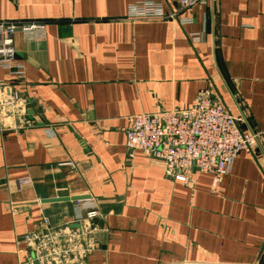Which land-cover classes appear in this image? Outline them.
Masks as SVG:
<instances>
[{
	"label": "crops",
	"instance_id": "0c3cea01",
	"mask_svg": "<svg viewBox=\"0 0 264 264\" xmlns=\"http://www.w3.org/2000/svg\"><path fill=\"white\" fill-rule=\"evenodd\" d=\"M136 1L0 0V21L46 22L14 34L23 81L0 67V264H264V0H158L176 20L134 19ZM204 88L262 135L218 188L126 146L131 117ZM67 197L86 198L43 202ZM44 219L60 255L37 262Z\"/></svg>",
	"mask_w": 264,
	"mask_h": 264
},
{
	"label": "built area",
	"instance_id": "2783aa9c",
	"mask_svg": "<svg viewBox=\"0 0 264 264\" xmlns=\"http://www.w3.org/2000/svg\"><path fill=\"white\" fill-rule=\"evenodd\" d=\"M164 1V0H163ZM176 1L180 11L191 12L196 5L207 0H165ZM131 17L144 20H176L177 13H166L158 0H137ZM189 23L187 18H181ZM45 21H0V67L8 72L11 79L23 81L25 68L18 63L13 37L21 32L30 40L45 37ZM195 41L198 38H194ZM19 99L13 92L7 104L14 105ZM261 133L243 130L240 120L222 103L216 101L210 89H201L193 104L183 110H170L156 113H143L129 120L126 146L131 152L141 151L145 155L164 164L167 175L189 185L195 174L212 175L213 187L218 188L225 176L230 173L232 164L242 153H252L261 140ZM28 179L19 182L27 185ZM89 218L96 212L87 214ZM81 218L82 216H78ZM49 234H35L27 238L32 243L33 260L42 262L47 254L59 257L48 219H44ZM32 239V240H31Z\"/></svg>",
	"mask_w": 264,
	"mask_h": 264
},
{
	"label": "water",
	"instance_id": "95a60500",
	"mask_svg": "<svg viewBox=\"0 0 264 264\" xmlns=\"http://www.w3.org/2000/svg\"><path fill=\"white\" fill-rule=\"evenodd\" d=\"M86 197H73V198H59V199H51L47 201H43L44 203H50V202H65V201H79L82 199H85Z\"/></svg>",
	"mask_w": 264,
	"mask_h": 264
}]
</instances>
